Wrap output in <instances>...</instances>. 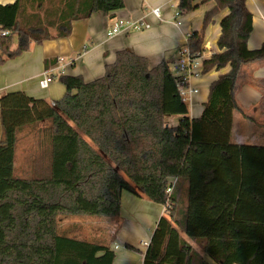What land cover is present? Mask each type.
Returning <instances> with one entry per match:
<instances>
[{"label": "trees", "instance_id": "16d2710c", "mask_svg": "<svg viewBox=\"0 0 264 264\" xmlns=\"http://www.w3.org/2000/svg\"><path fill=\"white\" fill-rule=\"evenodd\" d=\"M196 1L179 0V16L195 11ZM209 1L215 6L188 47L202 52L207 28L228 10L221 52L204 61L203 72L231 70L212 84L199 118H190L169 61L151 68L127 51L96 81L61 76L66 94L54 105L21 91L0 97V264H114L110 246L63 235L59 226L63 218H118L123 192L166 207L144 264H209L184 236L216 264H264V147L232 142L237 82L245 65L264 61V44L248 48V0ZM124 8V0L0 5V66L32 43L69 37L74 21ZM175 115L182 119L169 127L166 118ZM46 120L51 177H16L18 134Z\"/></svg>", "mask_w": 264, "mask_h": 264}, {"label": "crops", "instance_id": "0c3cea01", "mask_svg": "<svg viewBox=\"0 0 264 264\" xmlns=\"http://www.w3.org/2000/svg\"><path fill=\"white\" fill-rule=\"evenodd\" d=\"M16 1L0 0V5L14 4ZM206 1H196L195 5L199 7L195 11L177 17L179 0H124L125 8L110 16L95 13L88 19L74 21L69 37L47 40L41 44L32 43L27 52L0 66V97L21 91L30 97L44 99L54 105L66 94L65 86L60 82L61 76H81L86 83L96 81L105 75L107 66L115 63L118 54L125 51L148 59L151 68L165 60L169 61L178 78L176 64L179 50L188 46L190 35L202 31L205 14L215 6L213 1ZM247 7L253 16V32L248 48L257 50L264 44V0H248ZM155 8L161 11L159 18L152 13ZM228 13L229 11L225 10L215 17L205 32L202 52L207 51L209 55L205 60L221 52L218 47L220 24ZM116 18L142 19L149 28L109 38L107 34ZM17 43L15 38L14 47ZM61 58L64 59L62 64L65 68L64 74L61 73L59 65ZM203 68L204 66L201 75L192 78L190 82L191 87L197 90L190 97V108L188 106L192 119L202 115L212 84L231 70L228 66L219 71L214 69L204 73ZM45 75H52L55 79L47 89H42L40 81ZM236 99L241 110L233 114L232 142L237 145L264 147V61L242 68L236 87ZM237 126L240 130L236 131L234 128ZM51 132L52 123L46 120L34 128L27 127L18 134L16 160L22 142L23 155L19 172L26 176L24 178L41 180L51 177ZM2 135L0 112V140ZM16 171L17 167L15 175ZM172 183L175 185L176 180ZM165 213L164 205L156 204L145 196L139 197L123 192L121 213L118 218L73 217V219H86L95 223L97 229H104L99 233V238L83 240L110 246L116 254L114 264H144L145 253ZM62 222L63 220L60 224ZM184 238L202 259L209 264H216L195 241L186 236Z\"/></svg>", "mask_w": 264, "mask_h": 264}, {"label": "built area", "instance_id": "2783aa9c", "mask_svg": "<svg viewBox=\"0 0 264 264\" xmlns=\"http://www.w3.org/2000/svg\"><path fill=\"white\" fill-rule=\"evenodd\" d=\"M152 13L159 18L161 11L159 8L152 10ZM179 17V13H177ZM149 25L144 20H125L122 18H116L113 26L108 32V37L113 38L122 33H127L131 31H142L148 29ZM2 36L9 35V32H2ZM188 40V37H187ZM209 56L207 51L200 52L198 54H193L188 46L182 47L178 52V59L176 64V70L178 73V88L182 100L186 102L191 100V96L196 93L197 90L191 87V79L199 77L202 73L203 61ZM64 59H59V65L61 73H65V68L62 66ZM55 78L52 75H45L40 81V87L42 89H47L49 85L53 82ZM173 183L167 188V195L170 196L173 190Z\"/></svg>", "mask_w": 264, "mask_h": 264}, {"label": "rangeland", "instance_id": "374dc122", "mask_svg": "<svg viewBox=\"0 0 264 264\" xmlns=\"http://www.w3.org/2000/svg\"><path fill=\"white\" fill-rule=\"evenodd\" d=\"M172 73L176 77V71L173 68H172ZM185 103L190 108L189 100H187ZM181 119H182L181 116L175 115V116H168L166 118V121L170 127H176L179 125ZM234 129H236V131H237V129L240 130V128L238 126L235 127ZM21 145H22V142L20 143V146L18 148V153H17L16 177L24 178L26 176H23L19 172V164L22 160V155H23V153L21 151ZM94 224L95 223H91L90 221H87L86 219H81V218H78V219H73V218L72 219H70V218L64 219L63 218V222L60 224V233L63 235H69V236L76 237L79 239L92 240L90 238H93V239L97 238L99 233L101 232V230H104V229H101V230L97 229Z\"/></svg>", "mask_w": 264, "mask_h": 264}]
</instances>
